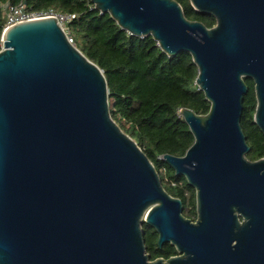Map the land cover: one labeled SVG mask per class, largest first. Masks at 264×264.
Listing matches in <instances>:
<instances>
[{
    "label": "water",
    "instance_id": "1",
    "mask_svg": "<svg viewBox=\"0 0 264 264\" xmlns=\"http://www.w3.org/2000/svg\"><path fill=\"white\" fill-rule=\"evenodd\" d=\"M170 56L192 55L207 114L181 108L194 142L162 158L196 190L197 219L112 118L103 70L54 17L5 27L0 49V264H264V158L241 125L245 78L264 133V0H91ZM158 246L178 255L151 260Z\"/></svg>",
    "mask_w": 264,
    "mask_h": 264
},
{
    "label": "trees",
    "instance_id": "2",
    "mask_svg": "<svg viewBox=\"0 0 264 264\" xmlns=\"http://www.w3.org/2000/svg\"><path fill=\"white\" fill-rule=\"evenodd\" d=\"M23 1L27 10L56 9L77 14L69 24L74 44L104 72L109 89L112 118L124 132L135 138L156 166L165 189L182 199L183 214L197 219L196 190L185 176L162 158L169 153L182 156L193 144L194 135L179 114L181 108L207 114L211 103L196 84L198 66L192 55L181 52L168 55L149 36H137L119 26L109 13L95 8L91 0H0V49L6 25L2 4L16 6ZM185 16L208 27L216 24L213 15L194 9L190 0H177ZM248 92L244 96L241 125L250 146V160L264 158V133L254 122L257 106L255 84L245 78ZM145 230L146 252L151 260L178 255L171 243L158 246V234L148 224Z\"/></svg>",
    "mask_w": 264,
    "mask_h": 264
},
{
    "label": "built area",
    "instance_id": "3",
    "mask_svg": "<svg viewBox=\"0 0 264 264\" xmlns=\"http://www.w3.org/2000/svg\"><path fill=\"white\" fill-rule=\"evenodd\" d=\"M2 7L6 10V25L5 27L21 22L24 20L44 18V17H54L57 19L59 25L66 32L69 39L72 41L69 24L72 20L77 17L75 13L60 12L56 9H46V10H27L26 5L23 1L20 4L9 7L8 4H2ZM73 42V41H72Z\"/></svg>",
    "mask_w": 264,
    "mask_h": 264
},
{
    "label": "rangeland",
    "instance_id": "4",
    "mask_svg": "<svg viewBox=\"0 0 264 264\" xmlns=\"http://www.w3.org/2000/svg\"><path fill=\"white\" fill-rule=\"evenodd\" d=\"M134 139V141L136 142V144H138L139 145V143H138V141L135 139V138H133ZM140 146V145H139Z\"/></svg>",
    "mask_w": 264,
    "mask_h": 264
},
{
    "label": "flooded vegetation",
    "instance_id": "5",
    "mask_svg": "<svg viewBox=\"0 0 264 264\" xmlns=\"http://www.w3.org/2000/svg\"><path fill=\"white\" fill-rule=\"evenodd\" d=\"M166 244V243H165ZM173 256H175V255H173ZM158 258H164V257H158ZM165 259V258H164ZM167 259V258H166Z\"/></svg>",
    "mask_w": 264,
    "mask_h": 264
}]
</instances>
